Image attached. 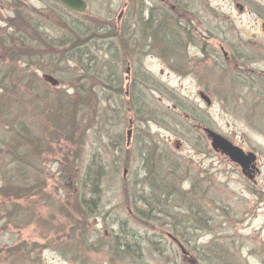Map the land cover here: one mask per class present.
<instances>
[{
    "label": "rangeland",
    "instance_id": "374dc122",
    "mask_svg": "<svg viewBox=\"0 0 264 264\" xmlns=\"http://www.w3.org/2000/svg\"><path fill=\"white\" fill-rule=\"evenodd\" d=\"M85 2L72 20L120 35L102 39L99 30L83 56L100 57L97 71L114 81L104 87L99 73L85 72L88 100L77 99L84 107L75 104L74 118L63 108L76 61L53 74L63 78L57 96L49 87L30 98L15 92L16 64L1 69L0 264H264V0ZM150 7L175 29L166 46L142 27ZM15 9L50 37L67 33L55 0H0V28ZM36 73L30 79L40 81ZM51 112L57 129L44 121ZM16 120L37 146L18 137ZM205 128L253 152L258 171L242 175ZM88 164L100 178H84ZM147 180L169 197L157 192V204H146ZM126 232L141 241L133 253L122 249Z\"/></svg>",
    "mask_w": 264,
    "mask_h": 264
},
{
    "label": "trees",
    "instance_id": "16d2710c",
    "mask_svg": "<svg viewBox=\"0 0 264 264\" xmlns=\"http://www.w3.org/2000/svg\"><path fill=\"white\" fill-rule=\"evenodd\" d=\"M57 5L60 7V18L61 22L58 23V26L66 30V34L62 38H55L50 37L47 34H44L43 31L40 29V26H38V22H36L34 19H31L33 16L30 15L26 17V15L21 14L16 9L14 10L13 15L15 17H9V19L6 21L5 19L3 22H5V25L8 27L7 30H3L0 28V32L3 33V35L0 36V83L2 86L0 88H3L5 86L4 83H2L4 76V73H2L1 69L6 68L5 64L9 62H13L16 65L15 68H12L13 74L10 75L11 79L9 80V85L11 89L15 92L21 91V93L30 98V97H36L39 96L41 93L44 95V92L46 91V87H49L50 89H53L56 91L57 96V87L51 88L49 84H47L42 78L39 81L37 78L30 79V77H34L36 72H42V73H49L51 75L56 74V71L60 70V65L67 63L71 61L72 59L76 61L78 66L80 67L79 75H77L74 79L71 80L69 86H71L74 90V93L72 94V98H69L66 101V106L63 108L64 113L68 112V108L70 107L71 115L70 119L74 118L77 114L78 109L76 108V103L79 101L77 99L82 100H88V90H85V88L82 86L81 81L85 79V76L83 75L85 72H89L94 70L95 72L99 73L96 69L95 63H98L100 61V57L94 56V55H88V57L83 58L85 54H88L90 52L89 49H92V47H95L96 35L98 33L101 34L99 38H107L108 40L112 37H119L120 33L116 32V30H111L109 32L106 30V27H99L90 29L86 24H84L82 21L79 22L75 19H71L69 16L76 14L75 12L67 9L63 5H61L59 2H57ZM155 7H150L147 15L143 17L141 20L142 27L150 31V34L154 39L158 38L159 42H163L165 46L168 44V33H171L172 31H175V29H169V21L168 16L163 14L161 11H158L159 9H154ZM32 16V17H31ZM184 26V25H182ZM100 30V31H99ZM184 30V28H182ZM188 34V32H185ZM191 33V32H190ZM167 37V38H166ZM177 37V36H176ZM175 37V38H176ZM113 39V38H112ZM123 38L121 39V41ZM64 41V42H63ZM123 45H125L123 43ZM180 45L179 41H177V44H174V48L176 46ZM78 48V49H77ZM8 50V53H5L4 50ZM76 49L78 52H76ZM70 52L68 55H65ZM107 53H111L109 50ZM61 54H63V59L61 58ZM67 56V57H66ZM66 58V59H64ZM18 64L20 65V70L18 69ZM10 65V64H9ZM20 71V74L23 72L22 76L15 75L16 72ZM103 73H99L96 75L100 81L101 85L104 87H110L111 82L114 80L110 78V80L107 79V72L106 69ZM2 73V74H1ZM116 77V76H115ZM115 77H113L115 79ZM62 73H59L57 80L58 83L62 81ZM149 80V79H146ZM14 87V88H12ZM15 89V90H14ZM1 90V89H0ZM85 93V94H84ZM65 96V95H64ZM36 102L37 98H34ZM80 102V101H79ZM82 104V108L84 107V104ZM47 103L44 104L43 110H45V106ZM38 106V105H37ZM75 111V112H74ZM80 111V110H79ZM44 116V121L50 125L52 124L54 128L57 129V123L59 126H61L62 121L57 122V112L56 113H49L47 116L42 113ZM65 119L64 121H67ZM74 122V119L72 122H69V125ZM15 125L17 129L20 131V135L18 137L22 140H27L26 144L32 147V143L37 146L39 142L36 140V137L29 133L27 131L26 122H22V120H16ZM64 123V122H63ZM12 131V129H9ZM72 130V128H71ZM70 130V131H71ZM69 131V132H70ZM55 130L51 131L49 135L54 133ZM64 132L68 133L65 129ZM19 139V143H20ZM12 142L19 145V143L16 141L15 138L12 139ZM8 148V147H7ZM10 150L8 156H13V147L8 148ZM19 156V155H18ZM22 160V159H21ZM93 164H88L85 167L84 170V178L88 181L92 182L93 175L96 174V179L100 178V170L99 166L92 169ZM147 168L148 171V167ZM12 174L18 175L21 170H23L22 166H14ZM100 176V177H99ZM149 177V176H148ZM85 180V179H84ZM148 181V188L146 192V197L144 199L146 204H151L150 201H154L157 204L158 195L157 192L164 194L163 196L167 195L169 197L168 190L165 188H160L154 186L151 181ZM98 184H96L94 187H97ZM147 211L151 209V207H146ZM127 237V241H124V244H122V249L125 251H128L129 245L134 248V250H130L131 253L136 251L135 249L140 248V242L136 236H134L132 233L126 232L123 236ZM123 239H119L118 243H123ZM117 238L115 237V241ZM117 242V241H116ZM125 248V249H124Z\"/></svg>",
    "mask_w": 264,
    "mask_h": 264
},
{
    "label": "water",
    "instance_id": "95a60500",
    "mask_svg": "<svg viewBox=\"0 0 264 264\" xmlns=\"http://www.w3.org/2000/svg\"><path fill=\"white\" fill-rule=\"evenodd\" d=\"M65 7L76 11L82 12L86 8V4L84 0H57ZM44 80L49 82L52 86L57 85V80L53 78L51 75L45 74ZM200 97L206 102L208 105L210 103L209 98L202 92L199 93ZM207 137L210 140V146L214 150H219L221 153L228 156V158L242 168V173L247 175L248 177H252L250 174L251 169H255V154L252 152H244L240 147L233 145L226 138L220 136L216 132L205 129ZM251 167V169H250Z\"/></svg>",
    "mask_w": 264,
    "mask_h": 264
}]
</instances>
